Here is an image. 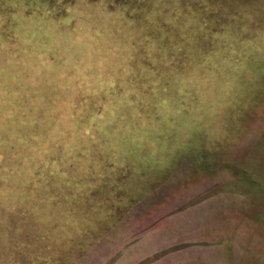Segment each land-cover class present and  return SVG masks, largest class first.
<instances>
[{"label":"rangeland","instance_id":"374dc122","mask_svg":"<svg viewBox=\"0 0 264 264\" xmlns=\"http://www.w3.org/2000/svg\"><path fill=\"white\" fill-rule=\"evenodd\" d=\"M225 1L0 0V264H264V0Z\"/></svg>","mask_w":264,"mask_h":264},{"label":"trees","instance_id":"16d2710c","mask_svg":"<svg viewBox=\"0 0 264 264\" xmlns=\"http://www.w3.org/2000/svg\"><path fill=\"white\" fill-rule=\"evenodd\" d=\"M204 1H206V3L205 4H201L200 6H199V9H198V12H203V11H205L206 13H205V15L207 16V20H209L210 21V24H209V22H207V24L206 23H204L203 24V26H205L206 27V30H207V32H211L210 31V28H211V18H213V15L214 14H217L218 15V20H220V19H227L228 17H229V15L228 14H231V9H232V4L230 3V2H226L225 0H204ZM200 3H202L201 1H200ZM233 4H234V2H233ZM248 8V7H247ZM221 9V10H220ZM225 10L226 9V14L228 15H224V14H222V13H218V12H220V11H223V10ZM254 11H256V10H254ZM212 16V17H211ZM231 16V15H230ZM198 27H199V25H198ZM193 29H194V26H190V28L188 29V30H186V32L188 33V35L189 34H192V35H195V40H196V42L198 41L197 39H202V40H204V41H208V38H207V36H205V35H202L199 31H200V29H197L196 31H193ZM189 43H191V42H184L183 44H185L187 47H190L191 48V45L189 44ZM202 45H204L205 46V44H202ZM192 46L193 47H195L196 45H194V44H192ZM197 49V48H196ZM196 104V103H195ZM205 154V150H204V147H201V148H197L196 149V151H195V154H194V157H197V158H199V157H201V156H203ZM206 160V159H205ZM241 172V171H240ZM243 176V175H242ZM251 182V181H250ZM252 184V183H251Z\"/></svg>","mask_w":264,"mask_h":264}]
</instances>
